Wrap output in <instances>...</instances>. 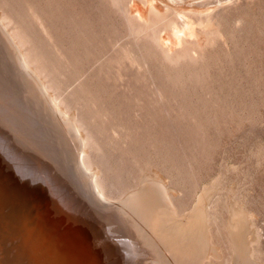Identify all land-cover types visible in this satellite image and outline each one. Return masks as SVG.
I'll return each instance as SVG.
<instances>
[{
    "label": "rangeland",
    "instance_id": "obj_1",
    "mask_svg": "<svg viewBox=\"0 0 264 264\" xmlns=\"http://www.w3.org/2000/svg\"><path fill=\"white\" fill-rule=\"evenodd\" d=\"M171 1L0 0V264H181L148 184L180 224L209 190L201 264H264V0Z\"/></svg>",
    "mask_w": 264,
    "mask_h": 264
},
{
    "label": "bare ground",
    "instance_id": "obj_2",
    "mask_svg": "<svg viewBox=\"0 0 264 264\" xmlns=\"http://www.w3.org/2000/svg\"><path fill=\"white\" fill-rule=\"evenodd\" d=\"M149 1V6H150V4L151 5H154L155 6V3L157 4V3H159V2H163V1H165V0H148ZM169 1H171V0H169ZM172 1H175V0H172ZM171 1V2H172ZM166 3V2H165ZM157 7V6H156ZM148 8V7H147ZM43 82V81H42ZM15 109V108H14ZM26 111V110H25ZM63 111V110H62ZM12 112V111H11ZM24 113V112H23ZM8 115H10L9 113H8ZM18 115V114H17ZM21 116V115H20ZM25 117V116H24ZM21 118H23V116L21 117ZM16 121V120H15ZM24 174V173H23ZM23 176V175H22ZM20 181V180H19ZM145 181H146V179H145ZM12 184V183H11ZM17 185V184H16ZM155 186H153V184H148V185H144L142 188H141V190L139 191V193L137 192V193H135L136 195H133L134 197L132 198L133 200H134V207L135 206H137V207H139V208H141L143 211L144 210H146L147 212H148V215H149V219H148V221H151V223H153L154 224V227H155V224H158V222H159V224H160V221H159V219H161L163 216V218H165L164 219V227L165 228H167L168 230L170 229V232H171V230H173V233L172 234H174V232H175V234H176V236L178 237V240H177V237H176V241H178L179 243H181V244H179V243H176V244H178V246H175V247H173L174 245H173V243H171V245H172V248H175L176 250H174V249H172L171 248V245L170 244H168L169 245V247H168V245H166V247L164 246L165 244H167L168 242H167V240H165L167 243H165V241L163 242V243H165L163 246L165 247V248H167L168 247V249L170 250L169 252L171 253L172 251H174V253L175 254H173V253H169L170 255H173V257L172 258H175V260H176V262H180L181 264H183V262L184 261H186V264H201V261H202V257L205 255V256H207L206 254H208L209 255V247H210V245H209V243H207V241H208V236H209V231H207V228H206V222H205V208L207 207H204V204H205V201H206V199H207V196H208V194H209V190H206L204 193H203V195H202V197L200 198V201L198 202V204L195 206V208L192 210V212L190 213V216H189V219L187 220V223L186 224H180V223H178L177 222V217L175 218V216H171V214L172 213H174L173 211H164V212H161L160 213V211H161V209H160V202H161V199H163V198H161L162 196H160L159 197V194H158V189L157 190H155V188H154ZM62 191V190H61ZM39 194V193H38ZM43 194V193H42ZM45 194V193H44ZM43 194V195H44ZM163 193H162V191L160 192V195H162ZM40 195V194H39ZM38 195V196H39ZM16 196V195H15ZM40 197V196H39ZM43 197H45V196H43ZM129 197H131V196H129ZM19 198H21V197H19ZM166 198V196H164V199ZM46 200H47V197L45 198ZM130 199V198H129ZM209 199V198H208ZM46 200H44L45 201V204L48 202V200H47V202H46ZM133 200H130V201H133ZM160 201V202H159ZM44 204V203H43ZM48 204V203H47ZM133 204V203H132ZM66 205V204H65ZM40 206V205H39ZM45 206V205H44ZM44 206L42 205V210L44 209V211L47 209V207H49L50 206V203H49V205H47V207L46 208H44ZM70 206V205H69ZM65 207V206H64ZM36 208V207H35ZM36 209H38V207L36 208ZM51 208H49V210H50ZM1 210V209H0ZM49 210H47V211H49ZM141 210V211H142ZM33 211V210H32ZM38 211L40 212V210L38 209ZM44 211H42V212H44ZM47 211H46V213H47ZM58 211V210H57ZM63 211V210H62ZM36 212V211H35ZM34 212V213H35ZM39 212H36V213H38L39 214ZM34 213H33V215L31 214V216H34ZM143 213V212H142ZM22 214V213H21ZM38 214H35V216H37ZM45 214V213H44ZM42 214H40L39 216H41ZM46 215V214H45ZM45 215H42L43 217L45 216ZM71 215V214H70ZM145 215V214H144ZM173 215V214H172ZM67 216V215H66ZM186 216H188V215H186ZM73 217V216H72ZM36 217H34V219H35ZM37 218H38V216H37ZM39 218H41V217H39ZM231 218H232V220H231V223H230V230H231V232H232V234L234 235V236H238V234H239V232L240 231H242L243 230V228H244V226H246L245 225V223H247V221H246V215L242 212V211H240V210H237V211H234L233 212V216H231ZM32 219H33V217H32ZM33 219V220H34ZM185 219V218H184ZM36 220H38V219H36ZM146 220V219H145ZM163 220V219H162ZM208 220V219H207ZM71 221V220H70ZM244 221H246V222H244ZM33 223H35L34 221H33ZM74 223V221L72 222V224ZM71 224V225H72ZM158 224V225H159ZM161 224V225H162ZM56 226V228H57V224H55ZM161 225H159V227H161ZM162 225V226H163ZM54 226V225H53ZM74 227H76V225L74 226ZM157 227V226H156ZM159 227H157V229L158 230H161V229H159ZM208 227V229H209V225L207 226ZM6 228V227H5ZM46 228H48V227H46ZM46 228H42V229H46ZM52 228V227H51ZM162 228V227H161ZM4 229V228H3ZM49 229V228H48ZM167 229H165V230H167ZM5 230V229H4ZM47 230V229H46ZM72 230V229H71ZM74 230V229H73ZM155 230H156V228H155ZM162 230H164V229H162ZM161 230V231H162ZM245 230V229H244ZM244 230H243V232H244ZM48 231H50V230H48ZM51 231H52V229H51ZM51 231L49 232L50 233V235H48V236H46V238H44V239H47V237H48V239H49V237L51 238V234L53 235L52 237L54 238V234L53 233H51ZM246 231V230H245ZM46 232V231H45ZM52 232H54V230L52 231ZM160 232V231H159ZM163 232V231H162ZM167 232V231H166ZM208 232V233H207ZM242 232V233H243ZM247 232V231H246ZM77 233V232H76ZM241 233V234H242ZM245 233V232H244ZM165 234V233H164ZM45 235V234H44ZM75 235V234H74ZM206 235H207V237L208 238H206ZM243 235V234H242ZM245 235V234H244ZM166 236H168V235H166ZM171 236V235H170ZM173 237H174V235H172ZM246 236V235H245ZM250 236V235H249ZM44 237V236H43ZM159 237V236H158ZM172 237V238H173ZM232 237V236H231ZM167 238V237H166ZM165 238V239H166ZM171 238V237H170ZM170 238L168 239V241H169V243L170 242H172V241H174L175 242V240H173V239H171L170 240ZM239 238V237H238ZM248 238V237H247ZM52 239V238H51ZM163 239V238H162ZM161 239V240H162ZM232 239H233V237H232ZM239 239H241V238H239ZM65 239H63V241H64ZM237 240V239H236ZM235 240V241H236ZM243 240H245V239H243ZM20 241V240H19ZM18 241V242H19ZM31 241H33V240H31ZM36 241V240H35ZM38 241V240H37ZM36 241V242H37ZM44 241V240H43ZM66 242H68L67 240H65ZM64 241V242H65ZM248 241V240H247ZM247 241H244V242H247ZM21 242V241H20ZM20 242H19V245H20ZM64 242H62V240H61V243L60 244H65ZM209 242V241H208ZM237 242V241H236ZM235 242V243H236ZM22 243H25V242H22ZM21 243V244H22ZM40 243V244H39ZM39 243H36V244H39V245H37V247L36 246H33V249L36 247V249L35 250H37V249H39L40 248V246H41V241L39 242ZM238 243H239V241H238ZM16 244H18V243H16ZM59 244V245H60ZM175 244V245H176ZM234 244V243H233ZM237 244V243H236ZM242 244V243H241ZM240 244V245H241ZM244 244V243H243ZM14 245H15V243H14ZM35 245V244H34ZM43 245V244H42ZM57 245H58V243H57ZM68 246H69V248H70V244H67ZM235 245V244H234ZM239 245V244H238ZM238 245H236V246H238ZM17 247H18V245H17ZM21 247V246H20ZM43 247H46L45 245L44 246H42L41 248H43ZM57 247H59V246H57ZM66 247V246H65ZM64 247V248H65ZM239 247V246H238ZM22 248V247H21ZM24 248H27V247H25L24 246ZM23 248V249H24ZM64 248H62V245H60V249L59 250H63ZM66 248H68V247H66ZM65 248V249H66ZM246 248H247V246H246ZM16 249V248H15ZM18 249V248H17ZM22 249V250H23ZM28 249V248H27ZM43 249H45V248H43ZM42 249V250H43ZM249 249V248H248ZM40 250V249H39ZM46 250V249H45ZM239 250V249H238ZM237 250V251H238ZM244 250V249H243ZM17 251V250H16ZM27 252H28V250H26ZM31 251V250H30ZM29 251V252H30ZM33 251V250H32ZM38 251V250H37ZM65 251V250H64ZM64 251H60L61 253L63 252V256H65L66 258H68L67 256H68V254H67V252H65L66 253V255H65V253H64ZM67 251H68V249H67ZM165 251V250H164ZM168 251V250H167ZM167 251H165V252H167ZM240 251L242 252V250L240 249ZM251 251V250H250ZM18 252V251H17ZM16 252V253H17ZM22 252H25V251H22ZM27 252H25V253H27ZM42 252H44V251H42ZM47 252V251H46ZM46 252H44L43 254L41 253V250H40V253H35V254H39V256H40V254H42L43 255V257L45 256V258H46V254H48V253H46ZM59 252V253H60ZM192 252H194V253H192ZM214 252V251H213ZM241 252H239L238 251V254L239 253H241ZM244 252H245V250H244ZM31 253V252H30ZM34 253V252H33ZM68 253H69V251H68ZM237 253V252H236ZM21 254V253H20ZM29 254V253H28ZM168 254V255H169ZM215 254V253H214ZM243 254V253H242ZM242 254H239L240 256L242 255ZM18 256H19V254H17ZM21 255H23V254H21ZM20 255V256H21ZM31 255V254H30ZM70 255H73V254H71L70 253ZM235 255H237V254H235ZM38 255H37V258L35 259V260H39V257ZM62 256V258L64 259L65 257H63ZM238 256V255H237ZM39 257V258H38ZM43 257L42 258H40V260H42L43 259ZM70 258H68V259H70L69 260V262H67L68 260L65 258V260H67L66 262H67V264H76V262H74V261H76V258L74 257V258H71V256H69ZM239 257V256H238ZM243 257H244V259H243V261L245 260V257H246V255H245V253H244V255H243ZM247 257H248V255H247ZM22 258V257H21ZM50 259V261H48V264H49V262H53V261H55V259L53 260L52 259V257H50V256H48L47 257V259ZM241 258V257H240ZM22 259H24V258H22ZM46 259V260H47ZM249 259V258H248ZM19 260H20V257H19ZM25 260V259H24ZM23 260V261H24ZM30 260V259H29ZM171 260H174V259H171ZM242 260V259H241ZM21 261V260H20ZM22 261V262H23ZM26 261H27V258H26ZM32 261V260H31ZM239 261V260H238ZM245 261H247V258H246V260ZM28 262V261H27ZM170 262V261H169ZM175 262V261H174ZM237 262V261H236ZM249 263H251L250 262V260L248 261ZM247 262V263H248ZM24 263V262H23ZM26 263V262H25ZM24 263V264H25ZM240 263V262H239ZM17 264H19V262H17ZM47 264V263H46ZM51 264V263H50ZM53 264V263H52ZM59 264V263H58ZM168 264V263H167ZM238 264V263H237ZM240 264H243V263H240ZM254 264V263H253Z\"/></svg>",
    "mask_w": 264,
    "mask_h": 264
},
{
    "label": "water",
    "instance_id": "obj_3",
    "mask_svg": "<svg viewBox=\"0 0 264 264\" xmlns=\"http://www.w3.org/2000/svg\"><path fill=\"white\" fill-rule=\"evenodd\" d=\"M16 248H18V250L20 249L19 247L16 246ZM4 256H5V260L9 258V252L7 253H4Z\"/></svg>",
    "mask_w": 264,
    "mask_h": 264
}]
</instances>
